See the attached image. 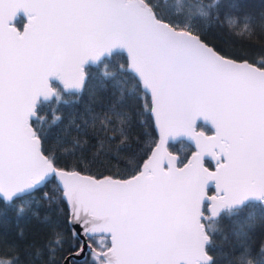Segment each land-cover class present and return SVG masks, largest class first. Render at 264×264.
I'll list each match as a JSON object with an SVG mask.
<instances>
[{"label": "snow or ice", "instance_id": "1", "mask_svg": "<svg viewBox=\"0 0 264 264\" xmlns=\"http://www.w3.org/2000/svg\"><path fill=\"white\" fill-rule=\"evenodd\" d=\"M224 7L0 0V202H21V213L34 203L66 207L63 225L46 218L40 246L21 249L0 235V264H76L85 249L92 264H220L214 237L225 216L255 202L264 229V11ZM21 13L26 22L17 26ZM213 20L249 50L232 57L209 43L203 26ZM109 57L125 62L106 67L99 87L131 72L158 139L145 144L147 133L136 134L131 116L110 102L86 109L49 145L40 106L78 95L86 66ZM201 120L211 131L198 130ZM185 137L195 150L181 158L169 144ZM62 154L73 162L62 165ZM118 165L127 171H113ZM256 221L249 213L237 222L221 253L227 264H264Z\"/></svg>", "mask_w": 264, "mask_h": 264}, {"label": "trees", "instance_id": "2", "mask_svg": "<svg viewBox=\"0 0 264 264\" xmlns=\"http://www.w3.org/2000/svg\"><path fill=\"white\" fill-rule=\"evenodd\" d=\"M169 1V0H167ZM224 4V11L232 12H254L264 11V0H221ZM223 19V17H221ZM23 17L17 18V26H21ZM204 38L211 44H214L223 54L239 57L242 53L249 50L248 45L237 36L229 32V30L218 24L215 20L205 23L203 26ZM124 63V57H109L104 65L91 64L86 66V73L91 75L88 78L86 86L80 90L78 95L72 96L65 93L59 102H45L40 106L39 115L43 117L41 125L45 129V135L48 144L55 143V138L66 128L74 124H80L86 109L107 107L109 103L118 104L132 118L134 132L136 134L147 133L143 137L145 144L149 143L153 137L156 138L151 116L147 109L142 108L146 102L143 93L137 91L136 80L134 75L129 72L124 75L120 84L116 87L113 82H108L107 89H101L99 82L101 80V72L107 67L111 70L114 63ZM199 129L209 130L210 128L201 122H198ZM133 150L137 154H142V149L133 145ZM169 150L179 154L181 158L186 157L192 150L191 145L179 139L170 142ZM73 158L65 154L61 155V164H71ZM210 165V164H209ZM117 167L121 172L127 171L123 165L113 167L116 171ZM95 171V169H94ZM109 174V173H105ZM47 190V189H46ZM211 191V189H209ZM40 194L37 193L33 199L39 201ZM21 202L16 204L9 202H0V235L6 236L12 242L19 244L21 249L28 248L30 245L40 246L44 243L47 234L48 219H57L64 224L66 219V207L63 204H53L51 206L45 203H34L31 209L25 212H19ZM260 206L258 203L252 202L238 216L231 218L225 216L221 220L220 229L214 237L216 242V255L220 260V264H227V256L221 255L229 252L230 246L234 240V231L237 228V222L243 221L245 217L252 213L257 217L256 230L253 235L255 242L264 239V229L260 227ZM98 239V238H97ZM92 255L87 250L82 258L76 261V264H92Z\"/></svg>", "mask_w": 264, "mask_h": 264}, {"label": "water", "instance_id": "3", "mask_svg": "<svg viewBox=\"0 0 264 264\" xmlns=\"http://www.w3.org/2000/svg\"><path fill=\"white\" fill-rule=\"evenodd\" d=\"M20 15L23 17V14H22V13H21ZM25 22H26V21H25L24 18H23V22H22L21 26H22ZM150 116H151V115H150ZM151 120H152V126H153V129H154V132H155L156 138L158 139V129H156V128L154 127V117L151 116ZM198 122H201V123L206 124V125L210 128V131H211V126H210L208 123L204 122L203 120L198 121ZM198 130H201V129L198 128ZM209 134H211V133L209 132ZM179 139H183V140L187 141V142L191 145V147H192L191 152L195 150L194 147H193V145H192V143H190L189 140H188L186 137H185V138H177V139H174V140H172V141H170V142H174V141L179 140ZM170 151H171V150H170ZM171 152H173V151H171ZM191 152L189 153L188 156H190ZM173 153L176 154L175 152H173ZM212 166H214V161L211 162V166H210V167H212ZM210 189H211L210 194H211V193H214V191H215V189H214V185H213ZM87 250H88V249H85V251H87ZM84 253H85V252H84Z\"/></svg>", "mask_w": 264, "mask_h": 264}, {"label": "flooded vegetation", "instance_id": "4", "mask_svg": "<svg viewBox=\"0 0 264 264\" xmlns=\"http://www.w3.org/2000/svg\"><path fill=\"white\" fill-rule=\"evenodd\" d=\"M161 2H162V3L170 4V3H171V0H169V1H167V0H161ZM168 10H169L170 12L173 11V9H171V8H169ZM208 166H211V164L208 165Z\"/></svg>", "mask_w": 264, "mask_h": 264}]
</instances>
